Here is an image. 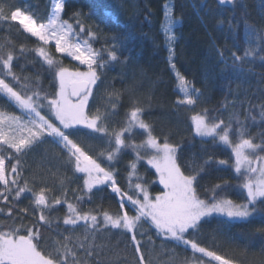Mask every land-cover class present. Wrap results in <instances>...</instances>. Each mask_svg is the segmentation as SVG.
Here are the masks:
<instances>
[{
	"label": "snow or ice",
	"instance_id": "snow-or-ice-1",
	"mask_svg": "<svg viewBox=\"0 0 264 264\" xmlns=\"http://www.w3.org/2000/svg\"><path fill=\"white\" fill-rule=\"evenodd\" d=\"M260 2L264 11V0ZM216 4L233 13L218 19L217 26L227 25L236 50L212 45L231 93L235 80L225 73L238 79L246 66L257 60L264 64V16L260 24L250 21L247 0ZM67 6L68 0H51L48 15L41 18L18 0H0V31L7 34L15 28L35 38L32 48L8 38L0 43V264H264V243L238 244L237 254L226 255L198 239L212 223L217 225L215 237L235 222L264 219V99L237 104L226 97L216 108L197 110L205 92L177 69L174 29L182 18L175 15L174 4L166 3L162 30L176 80L173 108L188 113L191 132L202 145L231 149L230 159L198 158L195 153L185 158L182 143L156 134L146 118L151 103L136 95L135 84L122 91L105 87L107 70L127 64L124 53L134 33L103 34L99 24L94 30L86 23L91 11L83 9L65 19ZM103 15L119 23L109 8ZM50 44L59 57L48 49ZM65 57L78 66H66ZM29 63L31 75L25 74ZM241 87L237 83L235 90ZM125 94L128 107L122 120L114 121ZM229 109L225 120L223 111ZM95 141L102 146L97 148ZM129 154L122 187L116 165ZM30 156L39 158L34 170L25 159ZM141 162L154 170L153 183L162 186L155 195L139 173ZM213 167L231 168L235 183L228 178L202 183ZM72 184L76 187L70 189ZM235 189L242 198H231ZM109 191L117 201L115 212L111 205L104 207L103 196L93 204L94 197ZM23 199L29 203L20 207ZM256 231L264 240V227ZM178 248L191 255H181Z\"/></svg>",
	"mask_w": 264,
	"mask_h": 264
},
{
	"label": "trees",
	"instance_id": "trees-1",
	"mask_svg": "<svg viewBox=\"0 0 264 264\" xmlns=\"http://www.w3.org/2000/svg\"><path fill=\"white\" fill-rule=\"evenodd\" d=\"M170 1L175 5V15L182 18V24L176 25L174 31L178 37L175 44L176 57L175 62L177 69L184 74L189 80L194 81L196 87L201 88L205 92V98L198 105L213 109L227 99L229 101L236 100L237 104L241 100L259 101L264 99V64L259 60L246 66L243 74L237 79L225 75L228 79L235 80L232 84L234 91L228 92L226 87L227 81L220 76L222 65H218V57L213 43L226 47L229 52L236 50L233 47V39L226 32L227 25L217 26L220 18L228 19L233 13L225 11L217 7L216 0H137L136 6L133 0H68V6L65 10L64 18L67 19L72 11L83 9L91 11V16L86 22L94 30L99 24V29L103 34H117L123 36L128 30H131L135 39L132 40L128 47L129 51L124 56L129 57L127 64H116L107 70L105 76V87L109 84L112 89L122 91L129 84H135L136 95L142 99L147 105L151 103V107L146 111V118L154 124L157 135H167L173 142H180L184 145V157L188 158L193 153L197 157L214 156L216 159H230L231 149L224 145H212L206 142L203 145L199 137H194L190 122L187 120L188 113L184 111L176 112L173 108V101L176 99V80L168 64V51L165 46V37L162 33L164 21L163 6ZM18 3L24 7L31 8L38 16L45 18L51 8V0H18ZM250 12V21L257 24L262 23L261 17L264 11L261 8L260 0H247ZM109 8L115 17H118L119 23L112 18L104 17L103 9ZM147 16V21L144 17ZM129 26V27H125ZM243 26L239 29L240 52L242 53L243 43ZM11 39L17 46L26 45L32 48L35 44V38L28 37L17 31L15 28L10 33L5 34L0 31V43H4L5 39ZM102 42V41H101ZM101 42H95L96 48L101 47ZM54 56L59 57L60 54L55 52L53 45L47 46ZM33 59V54L29 53L28 60ZM38 59V58H36ZM64 64L69 68H75L78 64L68 57L63 58ZM123 59V57H122ZM22 64L27 63L23 58ZM39 67V64L36 65ZM250 69V70H249ZM18 71V70H17ZM33 72L32 65L29 63L25 74L31 75ZM207 73V76H206ZM242 87L236 91V84ZM44 87L51 91L48 80L44 81ZM104 92V88L97 93V103H100L99 96ZM247 103H245V107ZM128 107V96L124 95L123 107L119 109V115L113 117L114 121L122 120L124 112ZM223 111V110H222ZM231 109L223 111V118L228 119ZM242 112V109H241ZM243 118V116H241ZM255 133L256 128L252 129ZM137 136V142L141 139ZM97 148L101 147L99 141L93 142ZM45 147H51L46 145ZM207 149V152L201 149ZM56 151L55 149H52ZM131 158V154L126 155L119 164L117 180L124 187L126 186L125 165ZM32 170L35 169L39 158L26 157ZM231 163V160H230ZM27 169V166H25ZM139 173L149 182V190L155 195L162 190V186L153 183L156 180L154 170L150 169L144 162L139 166ZM71 176V173H68ZM234 172L231 168L213 167L208 174L204 176L202 183L209 185L221 182V178H228L230 183H235L233 179ZM76 183H80L77 181ZM76 184H72L71 188H75ZM71 190L69 196H71ZM231 198H242L240 190L235 189L230 193ZM104 197V207L115 212L117 210V201L111 197L110 191L98 194L93 198V204L100 202V197ZM29 201L23 199L20 207L27 206ZM63 215V211L59 213ZM264 227V219L257 217L251 224L243 222H235L230 226L221 229L222 234L213 237L212 231L217 228L215 223L207 225L198 239L202 245L213 248L214 250L226 254L235 255L236 245L251 242L254 247H259L264 240L261 239L257 229ZM47 234V233H46ZM159 244V240H157ZM181 255H191L190 250L187 253L182 248L176 249ZM163 259V258H162Z\"/></svg>",
	"mask_w": 264,
	"mask_h": 264
},
{
	"label": "rangeland",
	"instance_id": "rangeland-1",
	"mask_svg": "<svg viewBox=\"0 0 264 264\" xmlns=\"http://www.w3.org/2000/svg\"><path fill=\"white\" fill-rule=\"evenodd\" d=\"M166 3H170V1H168V2H166ZM166 3H165V4H166ZM165 4H164V5H165ZM170 4H171V3H170ZM163 13H164V6H163ZM164 23H165V20L163 21V24H164ZM162 33H163V30H162ZM163 35H164V34H163ZM50 45H51V44H50ZM53 46H54V45H53ZM54 48H55V47H54ZM69 59H71V58H69ZM74 62H76V61H74ZM76 63L78 64V62H76Z\"/></svg>",
	"mask_w": 264,
	"mask_h": 264
}]
</instances>
